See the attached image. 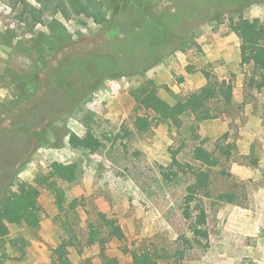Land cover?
<instances>
[{
	"label": "rangeland",
	"instance_id": "374dc122",
	"mask_svg": "<svg viewBox=\"0 0 264 264\" xmlns=\"http://www.w3.org/2000/svg\"><path fill=\"white\" fill-rule=\"evenodd\" d=\"M27 1L34 6L39 4L38 0ZM11 2L0 0V34L15 31V42L49 35L45 25L40 24L33 34H26L27 28L19 17L21 10H15ZM159 2L164 3V0ZM139 7V12H147L144 6ZM161 7H157L155 14L163 11ZM238 10H242L241 15L246 18L264 21V0H248V3L229 0L218 10L220 20L202 24L194 31V45L151 63L142 75L109 72L100 75L91 83L98 85L95 91L87 93L78 107H73V98L72 105L60 102L57 109L48 113L47 108L53 102H45L33 128L32 115L39 97L19 103L12 111L10 108L16 96L24 94L16 75L24 76L34 70V59L21 53L22 47H7L0 40V204L8 191L26 201L16 184L38 186L43 176H52L54 163L71 166L75 177L73 183L60 175L50 180L65 192V202L55 193L40 188L39 230L8 226L9 251L12 252L15 239L26 244V256L9 264H51L53 250L64 237L62 224L73 227L79 236L76 248L70 249L73 263L102 264L99 249L85 247L90 215L96 212L116 219L123 228L127 240L124 243L111 241L107 245L109 255L117 257L122 264L132 263L125 249L128 252L157 249L161 254L168 250L172 255L185 251L183 264H264V88L252 83V80L262 82L264 79L254 74L251 66L241 64L240 41L229 27V15ZM111 14L108 12V19ZM154 17L155 38L162 39L171 35L174 24L188 14L173 11L168 16ZM54 18L74 35L76 43L70 50L77 59L85 60L94 53L110 49L114 55L126 54L121 48L111 46L113 37L104 29L106 24L99 25L90 18H67L62 13H47L43 20L48 22ZM79 33L83 34L82 38ZM124 36H128L122 39L127 43L121 42L122 46L129 44L135 52L133 34ZM62 61L51 62L49 68L40 73L43 84L63 65ZM103 69L108 68L100 60H93L74 71L68 82L75 78L89 79L91 71ZM203 72L209 73L213 81H226L233 86L232 106L215 107L218 119L197 125L189 116L183 119L181 129L162 124L146 133L137 130L136 118L146 113L132 96L135 89L152 81L159 96L175 104L206 85ZM61 85L59 88L65 90L67 84ZM81 85H75L77 90L82 89ZM56 95L47 98L52 100ZM70 107L75 112L67 115L64 110ZM90 112L94 114L93 130L104 143L96 153L80 146L87 132L80 120ZM20 128L23 130L19 131ZM41 131H45L43 144L35 137V133ZM72 135L77 139L73 140ZM199 144L217 156L220 155L217 144L229 147L230 161L225 162L223 158L222 166L213 171V190L237 196L233 204L204 199L210 237L207 250L196 245L189 248L185 243L192 239L181 214L182 199L191 181L189 175L180 173L179 178L171 182L162 176L170 172L174 161L199 167L190 153L192 147ZM75 199L84 207L67 212L69 203Z\"/></svg>",
	"mask_w": 264,
	"mask_h": 264
},
{
	"label": "trees",
	"instance_id": "16d2710c",
	"mask_svg": "<svg viewBox=\"0 0 264 264\" xmlns=\"http://www.w3.org/2000/svg\"><path fill=\"white\" fill-rule=\"evenodd\" d=\"M227 1L229 0H171V2L164 0V3H160L159 0H144L143 2L141 0H38V6H34L27 0H12V7L15 10H21L19 17L27 28L26 34H33L35 27L40 24L45 25L49 35L41 34L38 38L34 37L29 40L22 38L15 42V31L8 30L0 34L3 45L12 48L20 46L22 47L21 53L29 54L34 59V70L27 75H20L21 77L16 75L24 94L19 93L16 96L10 111L19 103L39 97L32 115L33 128L45 102L46 104L53 102L49 106L51 109L47 108L48 113L57 109L60 102L62 104L70 103L73 98L75 99L73 107H78L80 103L82 104V99L85 98L86 94L95 91L97 88V84L91 83L104 73L142 75L151 63L169 57L175 50L194 45V31L202 24L220 20L221 14L218 13V10ZM233 1H246L248 3V0ZM158 2L160 4H156ZM138 4L144 6L147 12H139ZM160 6H162L163 11L155 14L157 7L160 8ZM171 9L179 12V14L187 12L188 17L174 24L175 29L171 35L164 36L162 39L155 38L154 16H168L173 12ZM241 11L238 10L229 15V27L236 33L240 41L241 64L251 66L254 74L264 79V21L258 18H246L241 15ZM108 12H112L110 19H108ZM47 13L53 15L62 13L67 18H90L99 25L106 24L104 29L113 37L111 46L121 48L120 50L126 54L114 55L110 49L109 51H102V53H94L85 60L77 59L70 50L74 48L76 43L74 35L56 18L44 22L43 18ZM130 33L133 34V44L137 47L135 52L132 47H129V44L125 45L127 42L122 40H126L129 35H124ZM78 35L80 38L83 37L82 33ZM121 42H125V44L122 46ZM60 59L63 60V65L54 70L50 78L43 84L40 73L47 70L51 62L61 61ZM96 59L105 64L108 69L93 70L89 74V79L81 81L79 78H75L68 82V77L73 75L74 71H78L84 64ZM203 73L206 76V85L175 104H170L162 99L152 81H148L135 89L132 96L140 109L146 113L144 116L136 118L137 130L140 133H146L152 127L162 124H169L176 129H181L183 119L189 116L194 118L197 125L218 119L219 115L215 112V107L227 108L232 106L234 102L233 86L226 81H213L209 73ZM52 81H54L53 84ZM63 82L67 84L65 90L59 88ZM77 83L82 84L80 86L82 89L77 90L75 87ZM252 83L258 84L261 89L264 88V80L262 82L252 80ZM54 93L57 94L55 99L47 98ZM74 108L70 107L64 110V113L71 115L70 113L75 112ZM94 121V114L91 112L87 114L85 119L80 120L87 130L86 135L80 141V146L92 153L99 152L104 147V143L93 130L92 123ZM45 131L35 133V137L41 141L40 144L46 141ZM71 138L76 140L77 136L72 135ZM216 148L220 153L218 156L207 151L203 144L193 146L190 153L199 167L174 161L170 172L162 173L163 179L167 182L179 178L180 173L190 177L191 181L186 187L181 204L182 217L192 234L191 240H185L189 248H193L195 245L203 250L209 248L208 215L204 199H214L228 204L237 201V196L233 193H215L213 190V171L222 166L223 158L225 162L230 161L231 158L229 147L217 144ZM51 175L49 177L43 176V179L38 181V186L23 182L16 184L19 194L26 198V201L19 200L9 191L3 197L0 204V264L19 262L26 256V244L23 240L15 239L11 245L13 253L9 251L10 233L8 226L15 225L32 231L40 229V188H46L55 193L61 201H66L65 192L52 185L50 180L52 177L60 175L66 178L68 183H73L75 177L72 167L54 163ZM79 206L84 207L79 200L75 199L69 203L67 212H75ZM90 216L91 220L85 231V247L98 248V256L102 264H122L117 257L109 255L107 245L111 241L124 243L127 240L123 228L116 219L110 218L103 212H96L94 216ZM62 229L64 237L62 243L53 250L51 264H75L70 258V249L76 248L75 246L78 245V233L67 224H62ZM124 253L131 256V264H160L161 261L171 264V260L175 257L174 264H183L182 260L186 255L185 251H176L172 255L168 250L161 254L157 249L133 252H128L125 249ZM88 263L89 261H82L78 264Z\"/></svg>",
	"mask_w": 264,
	"mask_h": 264
}]
</instances>
